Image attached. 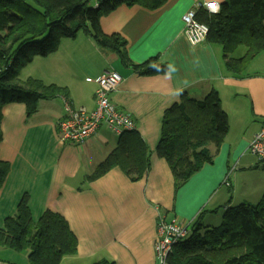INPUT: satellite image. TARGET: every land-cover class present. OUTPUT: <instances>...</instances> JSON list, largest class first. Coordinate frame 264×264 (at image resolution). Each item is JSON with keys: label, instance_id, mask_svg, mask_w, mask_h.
<instances>
[{"label": "crops", "instance_id": "obj_1", "mask_svg": "<svg viewBox=\"0 0 264 264\" xmlns=\"http://www.w3.org/2000/svg\"><path fill=\"white\" fill-rule=\"evenodd\" d=\"M209 1L213 0H168L156 10L122 5L102 16L99 25L103 34L119 35L125 41L128 65L117 53L100 48L89 35L78 32L72 39H62L55 52L35 57L24 67L21 80L32 78L65 88L66 100L87 111L95 108L94 80L107 71L117 72L122 82L111 94V102L134 120L150 165L137 182H131L119 168L85 181L116 148L119 136L101 126L79 150L58 138L64 97L39 101L28 118L23 103L6 104L0 124V160L8 163L9 172L0 189V229L27 195L34 222L46 210L57 213L77 239L76 254L64 257L60 264L104 260L110 264H155L153 245L159 215L167 221L190 224L197 212L200 217L206 209L207 216L215 218L214 224H220L240 188L253 194L256 187L241 186L238 175L252 166L248 146L264 124V79L250 73V65L241 75L230 73L219 45L189 44L182 16L196 4ZM153 58L156 65L166 68L165 73L144 76L134 69ZM177 90L180 95L175 96ZM211 91L218 93L227 114L228 134L219 149L209 146L213 162L175 191L168 164L156 154L164 112L180 103L183 94L198 101ZM226 176L230 187L223 183ZM263 186L264 182L256 193L259 198ZM221 205L222 214L218 210ZM215 226L207 222L203 227ZM0 264H29L28 253L0 248Z\"/></svg>", "mask_w": 264, "mask_h": 264}, {"label": "trees", "instance_id": "obj_2", "mask_svg": "<svg viewBox=\"0 0 264 264\" xmlns=\"http://www.w3.org/2000/svg\"><path fill=\"white\" fill-rule=\"evenodd\" d=\"M168 0H0V124L2 109L9 103H23L27 118L41 100L67 97L65 88L44 85L28 78L19 80L20 70L35 57L55 52L62 39L84 32L105 50L118 54L128 65L125 41L119 35L107 36L100 29V18L122 5L156 10ZM219 12L197 13L196 20L208 27L206 42L219 45L225 68L241 75L251 61L264 51V0H223ZM244 47L242 56L235 55ZM156 58L134 66L138 74L149 76L166 72ZM133 66V65H132ZM229 131L227 114L216 91L202 100L184 94L180 103L164 112L156 154L168 164L178 191L214 155L209 146L219 149ZM1 142V128H0ZM149 152L137 131L119 136L116 148L94 172L85 178L93 181L113 168H119L131 181H140L149 170ZM9 165L0 160V189ZM189 235L178 242L169 264H264V196L258 204L230 207L215 227L189 224ZM0 248L27 251L29 264H60L77 252V239L67 221L46 210L34 222L24 195L13 217L0 229ZM95 264H110L100 261Z\"/></svg>", "mask_w": 264, "mask_h": 264}, {"label": "built area", "instance_id": "obj_3", "mask_svg": "<svg viewBox=\"0 0 264 264\" xmlns=\"http://www.w3.org/2000/svg\"><path fill=\"white\" fill-rule=\"evenodd\" d=\"M218 3V2H217ZM213 1L198 3L182 16L184 24L183 34L189 44L196 46L206 42L208 27L196 20L200 10L208 14L212 11ZM218 7L220 5L218 3ZM88 82L92 80L87 79ZM122 77L110 70L94 80L96 90L94 94L95 108L87 111L84 108L74 107L64 99V116L57 122L59 140L81 150L88 138L95 135L101 126H105L116 136L136 130L131 116L119 111L111 102L110 96L117 91ZM248 152L256 158L258 164L264 168V124L252 137ZM224 185L229 187L227 177ZM189 224H181L176 220L167 222L164 216L157 217L156 237L153 245L155 264H169V256L174 246L184 241L189 235Z\"/></svg>", "mask_w": 264, "mask_h": 264}, {"label": "rangeland", "instance_id": "obj_4", "mask_svg": "<svg viewBox=\"0 0 264 264\" xmlns=\"http://www.w3.org/2000/svg\"><path fill=\"white\" fill-rule=\"evenodd\" d=\"M244 52H245V48L244 47H241V48L238 49V51L236 52L235 55H238L239 56L240 53H241V56H242ZM23 69L24 68H22L20 70V75H19V80L20 81H23L21 79H24V77H25V71ZM248 70H249L250 73H254V74L256 73L257 76H259V77H261V78L264 79V51H262V53H259L251 61L250 68ZM26 117H27V115H26ZM241 127L242 126H240V128ZM234 129H235V127H234ZM235 131L236 132H239L238 130H235ZM57 134H58V138H59L58 131H57ZM247 156H248L247 157L248 158V161H249V163H252V166L248 170L244 171L243 173H240L238 176L243 181V182H241V186H242L243 183L245 185H246V183H248V187H249L250 184H252L256 188H254L253 191L251 192V193H253L252 195L250 193H247V192L246 193H243V190H241V188H240L239 189V192L240 193H238L237 196L234 198V202L232 203L231 207H237V206H239V205H241L243 203H245V204H254L255 205V204H258L262 200V198L264 196V194H262V196H260V198H259V194H256L257 191L260 189L259 186L262 185V183L264 182V168L258 164V162H257V160H256L255 157H253L250 154H248ZM239 167L236 169L235 172L238 171ZM226 177H227V180L229 182L228 176H226ZM229 187H230V183H229ZM263 191H264V186H263ZM245 199H247V200H245ZM226 202H224V204ZM222 205H221L220 208H218L220 214H222L224 212V208H223L224 206H222ZM198 214H199V212H197L193 216V218L196 216L194 221L195 222H198V224L201 225L202 227L205 226L207 222L212 223L213 225H217V226L219 225V224H214V223H217L215 221V218H213L212 216H207L210 213L206 212V209L203 211V214L200 217H198L199 216ZM169 221H170V219L167 222H169Z\"/></svg>", "mask_w": 264, "mask_h": 264}, {"label": "clouds", "instance_id": "obj_5", "mask_svg": "<svg viewBox=\"0 0 264 264\" xmlns=\"http://www.w3.org/2000/svg\"><path fill=\"white\" fill-rule=\"evenodd\" d=\"M213 5H214V7H212V11L218 12L219 11V7H218L217 0H213ZM178 95H180V90H177L176 93H175V96H178Z\"/></svg>", "mask_w": 264, "mask_h": 264}, {"label": "snow or ice", "instance_id": "obj_6", "mask_svg": "<svg viewBox=\"0 0 264 264\" xmlns=\"http://www.w3.org/2000/svg\"><path fill=\"white\" fill-rule=\"evenodd\" d=\"M211 7H214V5H211Z\"/></svg>", "mask_w": 264, "mask_h": 264}]
</instances>
